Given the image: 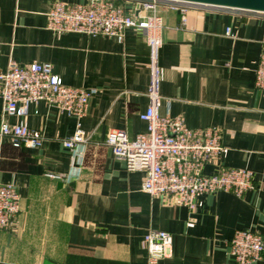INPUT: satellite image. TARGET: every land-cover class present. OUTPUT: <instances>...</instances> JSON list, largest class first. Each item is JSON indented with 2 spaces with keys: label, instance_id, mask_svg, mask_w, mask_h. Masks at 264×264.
<instances>
[{
  "label": "crops",
  "instance_id": "crops-1",
  "mask_svg": "<svg viewBox=\"0 0 264 264\" xmlns=\"http://www.w3.org/2000/svg\"><path fill=\"white\" fill-rule=\"evenodd\" d=\"M56 1L88 2L0 0V74L11 59L21 66L49 63L67 86L96 89L83 120L88 141L65 148L76 120L44 102L33 104L26 120L43 132L40 148H16L0 139V186L15 187L21 206L14 226L0 230V264H144L142 241L153 230L174 239L171 256L160 264H235L230 254L235 233L264 234V92L255 87L264 13L158 4L161 115L180 118L192 129L221 130L224 152L205 167L207 175L243 168L254 174L255 188L244 196L203 195L189 210L173 196L143 192L146 174L128 171L106 145L110 132L136 138L146 131L139 118L149 105L146 37L135 29L122 43L52 32L47 13ZM123 5L138 13L133 3ZM177 5L187 9L185 24ZM1 87L0 82V94ZM2 109L0 96V126Z\"/></svg>",
  "mask_w": 264,
  "mask_h": 264
},
{
  "label": "built area",
  "instance_id": "built-area-1",
  "mask_svg": "<svg viewBox=\"0 0 264 264\" xmlns=\"http://www.w3.org/2000/svg\"><path fill=\"white\" fill-rule=\"evenodd\" d=\"M165 0H88L86 4L72 5L56 1L47 13V29L55 33H78L89 36L115 38L122 43L126 32L139 30L150 49V83L147 89L149 105L139 115L146 123V131L131 138L123 131L110 132L106 145L113 155L125 162L130 172H144L143 192L152 197H175L178 202L194 210L197 199L203 195L231 193L237 197L255 188L254 174L248 169H221L207 175L204 169L215 163L224 152L222 132L209 127L192 129L180 118L163 116L160 107L162 72L160 52L163 46V19L158 4ZM131 2L138 13L126 11L123 3ZM173 4H189L166 1ZM180 8L186 23L187 9ZM231 35V30H227ZM256 89L264 92V52L256 67ZM3 109L0 139L8 138L16 148H40L44 142L42 131L33 130L27 123L33 104L44 102L49 107L76 120L73 134L63 145L74 150L88 141L83 127L90 99L97 90L67 86L54 74L49 63L21 66L9 61L7 71L0 74ZM10 117L19 122H9ZM52 178L57 176L50 175ZM20 196L12 185L0 186V230L10 229L20 214ZM174 239L166 231H150L142 241L147 251L144 264H160L171 256ZM230 254L235 264H253L264 260V234L249 229L238 230L230 242Z\"/></svg>",
  "mask_w": 264,
  "mask_h": 264
},
{
  "label": "water",
  "instance_id": "water-1",
  "mask_svg": "<svg viewBox=\"0 0 264 264\" xmlns=\"http://www.w3.org/2000/svg\"><path fill=\"white\" fill-rule=\"evenodd\" d=\"M264 13V0H165Z\"/></svg>",
  "mask_w": 264,
  "mask_h": 264
}]
</instances>
